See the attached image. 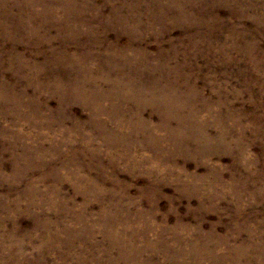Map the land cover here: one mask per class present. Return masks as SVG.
Instances as JSON below:
<instances>
[{"label":"rangeland","instance_id":"1","mask_svg":"<svg viewBox=\"0 0 264 264\" xmlns=\"http://www.w3.org/2000/svg\"><path fill=\"white\" fill-rule=\"evenodd\" d=\"M0 264H264V0H0Z\"/></svg>","mask_w":264,"mask_h":264}]
</instances>
